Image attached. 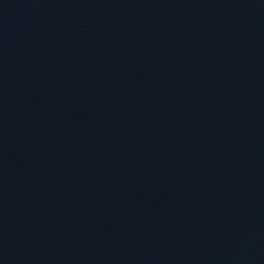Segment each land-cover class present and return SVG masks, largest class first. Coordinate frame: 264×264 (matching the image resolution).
Here are the masks:
<instances>
[{
  "label": "water",
  "instance_id": "95a60500",
  "mask_svg": "<svg viewBox=\"0 0 264 264\" xmlns=\"http://www.w3.org/2000/svg\"><path fill=\"white\" fill-rule=\"evenodd\" d=\"M0 264H264V0H0Z\"/></svg>",
  "mask_w": 264,
  "mask_h": 264
}]
</instances>
